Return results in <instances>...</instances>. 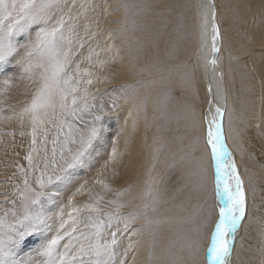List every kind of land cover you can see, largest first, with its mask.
I'll use <instances>...</instances> for the list:
<instances>
[{"label": "snow or ice", "instance_id": "obj_1", "mask_svg": "<svg viewBox=\"0 0 264 264\" xmlns=\"http://www.w3.org/2000/svg\"><path fill=\"white\" fill-rule=\"evenodd\" d=\"M117 13L119 19H107ZM148 15L153 22L163 17L168 32L164 56L158 50L153 55V41L140 35L150 30L144 23ZM102 22L118 26L105 31ZM160 39L158 34L155 43ZM225 42L215 0L163 8L149 0H115L114 6L113 0H0V97L16 80L24 82L26 97L18 111L9 105L7 116L0 100V122L15 120L19 135L30 136L27 166L17 164L21 183L0 194L11 205L0 211V264H129L130 254L136 264L141 252L140 264H236V242L249 219V205L228 143H236L242 132L223 68ZM126 57L136 79L102 91L100 85L111 82L106 70ZM239 58L229 52L230 61ZM7 66L15 74L8 75ZM105 95L109 100L97 104ZM171 100L179 110L169 114ZM112 113H126L125 124L131 119L133 131L137 121L144 122L150 160L135 190L132 184L113 189L108 182L110 168L114 177L123 157L131 156L119 150L106 129ZM172 120L184 124L179 136L165 135ZM106 143L110 150L102 152ZM102 155L106 158L96 178L67 195L78 171L92 170ZM132 164L129 160L127 166ZM178 169L181 174L172 183L179 187L169 196L167 178ZM96 186L103 194L94 192ZM185 191L186 200L174 204L176 194ZM111 193L115 196L106 198ZM85 195L89 202L79 206L77 196ZM260 235L264 264V229ZM37 241L39 247L30 249Z\"/></svg>", "mask_w": 264, "mask_h": 264}, {"label": "rangeland", "instance_id": "obj_2", "mask_svg": "<svg viewBox=\"0 0 264 264\" xmlns=\"http://www.w3.org/2000/svg\"><path fill=\"white\" fill-rule=\"evenodd\" d=\"M181 1H184V0H149V2L158 4L161 8H163L165 5H168V4L183 3ZM222 1L225 2L226 0H222ZM232 1H233L232 3L233 9L231 7V9L225 10L224 5L222 9L224 13V19H222V24L224 26V29H227V31L230 30L228 32L225 31L228 34V35L226 34V39L228 41V44L226 45L227 47L226 51L224 50L223 52L225 54L224 57L226 56L224 67L226 64H229L233 68L235 64L236 69L238 68L237 70L233 68L234 71L230 68L231 77L233 78V82L231 83L232 87L231 85H229V87L232 90L233 101L237 102L236 107L240 109L242 114L245 113L246 115H248V112H245L246 106L250 104L253 105V103L256 102L255 99H257V92L255 90L256 88L253 87L254 80L249 75L250 74L248 70L249 63L251 64V62H254V64L256 65V62H258L257 68L260 70L261 74L263 75L262 78L264 80V0H232ZM89 2L102 4L104 0H77V3L87 4ZM177 12L178 10H174L173 15H176ZM147 17H148L147 19L149 20V22L146 23L144 21V23L149 27L150 30L140 35L145 40L151 39L153 41V44L150 47V50L153 52V55L157 54V50H158V54L161 56H164L166 55V48H165L164 41L168 39V32L163 28V25H162L163 17H156L155 22H153V17L151 15H148ZM107 19L114 20L113 17H110V18L107 17ZM115 25L114 24H104L102 22V28L105 31L108 28H115L118 26V25L116 26ZM158 34H161V39L159 40V43L157 44L155 43V41L157 39ZM227 36H229V38H227ZM230 37H232L231 38L232 40L230 39ZM101 39H103V37ZM229 44H234L236 48L232 49ZM228 48H231V49H228ZM234 51L235 53H233V55L237 54L240 58L239 60L230 61L229 52L232 53ZM133 55H136V53L133 52ZM183 58L185 59V56L181 55L180 59L183 60ZM144 59H145L144 54L141 53L140 54V65L143 64ZM253 59L256 61H253ZM248 60H251V61H248ZM7 67H8V75L15 74L13 66H7ZM125 73H129L130 75L133 74L130 71H125L120 61H118L116 65L108 68L106 70L105 75L111 82L100 85L101 90L104 91L106 89L116 88L121 84L131 83L136 79L135 75L132 78L120 79V76L122 77L123 75L124 77L127 76L125 75ZM202 78H203V75L201 73L199 76V85H198L201 97H203L204 95V85L202 82ZM12 88L10 89L11 91L9 90L5 94V96H3L4 98L0 97L2 98V100L5 101L4 103L5 111L3 113V115L5 116L12 114L10 111L7 110L9 105L13 103L12 105H15L18 111L19 108L22 106L23 101L26 99L25 95L23 94L24 82L16 80L14 81ZM262 92L264 93V88H262ZM19 95L22 96V100L19 98ZM109 95L112 97H115L116 95H118V93H109ZM109 95H105L102 98H98L96 103L102 104L105 101H108ZM172 95L173 97L178 95V88L177 90L173 91ZM108 107H111L110 103L108 104ZM178 110H179V106L175 104V101L174 100L169 101L168 103L169 114H172L173 112H176ZM152 115H153V112H152V107L150 104L149 105V118H151ZM126 117H127L126 113H123V114L112 113L109 115V119L106 124V129L111 132L112 140L118 141V148L120 149H121L120 147L121 146L120 145L121 135L120 134H122L123 130H126V127H127V124H125V121H124ZM246 121H247V124L245 127V131L242 132V136H244V146H245L244 149L246 150L245 154L247 158L246 161L247 160L249 161L248 165L250 168L249 170L250 180H248L246 171L245 169H243L242 166H241V175L245 181V186L246 185L248 186L246 187L248 189L247 194H249V192L252 191L250 192V194H252V197H253L252 201L254 202L252 204H253L254 210H252V223L250 224V226H248V228L245 229L244 236L242 235L243 238L241 241L242 243L241 246L243 247L240 246L239 248V252H238L239 255L236 258V264H240V261H243L244 264H260L261 255L259 254L258 249H260L261 247V240H262L260 232L262 229H264V168L260 167V162L264 161V157L260 155L261 152L264 151V119L262 122V127L260 128V131H258L255 128L254 121H252L253 124L251 123V121L249 122L248 120ZM136 126H139V130L138 132H136L137 136L144 137L143 120L137 121ZM167 127H168V131L165 133L166 136H169V137L172 135L179 136L180 131L184 127V124L182 121L177 122L176 120H172L167 125ZM243 127L244 125H242V129ZM154 130L155 128L153 127V129L147 133L149 138H151L152 132ZM25 131H30V129L26 128ZM13 132L16 133L15 136L3 134V133H13ZM19 132H20V127H19V124L15 122V120H13L12 122H7V121L0 122V194L6 191L11 193L14 190V186L16 184L21 183L22 177L20 176L19 170L17 168V164L24 165L25 167L27 166V161L24 160V156L29 151L30 136L26 135V136L21 137L19 135ZM49 147H51V145H49ZM107 150H110L109 143H106L104 146V149H102L101 151L104 152ZM145 154H146L145 158H147L148 151H146ZM105 158L106 156L102 155L99 162L90 171L89 170L78 171L76 178H75V183L68 190L67 195H71V193L75 191V188L78 187L79 184L83 183L85 180H88L89 182L93 181L94 178H96L97 172L100 170L101 165L103 164V161ZM160 166L161 167H158L157 169L158 172L163 169V164H161ZM13 173H15V175H13ZM180 174H181V170L178 169L170 177L167 178L166 186L169 189V192H168L169 196H171L173 192H175L176 188L179 187L178 184H173L172 182L175 181L180 176ZM255 174H258L260 178L262 179H258V176ZM9 177H11V180H8ZM260 180L261 181L263 180V184L261 186L262 193L259 195L258 189L260 185L258 181L261 182ZM117 182L124 183L123 178L118 179ZM129 184H134L133 190L136 189L134 181L132 182L127 181L125 184L118 185L119 188L116 185H113L111 182V186L113 189H125L128 187ZM85 191L87 192V189H85ZM94 192H100L101 194H103L102 189L99 186L95 187ZM187 195H188L187 191L176 194L173 203L178 205V203H181L182 201L186 200ZM114 196H115V193H111L106 198H111ZM120 199L122 200L127 199V196L121 197ZM76 200L78 202V205L82 206L83 203L89 202L90 197L87 195L77 196ZM193 203H195V201H193ZM259 204L262 205L263 207L262 209H260L261 206ZM61 206H63V204H61ZM210 206H211V203L209 201V207ZM10 207L11 205L3 203L2 195H0V211H2L3 208H10ZM169 207L171 206L169 205ZM71 210L72 209L69 207L65 209V212L67 213V212H70ZM124 211H128V209H124ZM65 219H68L67 215H65ZM207 230L204 233L206 237H208ZM127 242H128L127 237L122 238L121 240L122 247H126ZM204 243L206 246V241ZM39 245H40V241H37L36 243L30 245V249L39 247ZM250 245L252 246L251 251L248 250ZM120 250L122 251V248ZM137 259L138 260L136 264H139L140 261L143 259V252L137 254ZM129 264H132L131 254L129 255Z\"/></svg>", "mask_w": 264, "mask_h": 264}, {"label": "bare ground", "instance_id": "obj_3", "mask_svg": "<svg viewBox=\"0 0 264 264\" xmlns=\"http://www.w3.org/2000/svg\"><path fill=\"white\" fill-rule=\"evenodd\" d=\"M181 2L184 3V2H187V1L184 0V1H181ZM215 2L217 4V8H218V11H219V20L221 22L222 28H223V30H225L226 32H228L230 30L227 31V29H224V26L222 24V19H224V13H223V10L222 9H223V5H224L225 10L231 9L233 1L232 0H226L225 2H223L222 0H215ZM114 3H115V0H113V6H114ZM232 9H233V7H232ZM120 15H121L120 13H117L116 15L111 16V17H113L114 20H115V19L119 18ZM108 18H110V17H108ZM147 18H148L147 16L144 18V21L146 23L149 22V20ZM249 35H251V34H249ZM227 38H229V36H227ZM231 38L232 37H230V39ZM227 44H228V41L226 39V42H225V51L227 49V47H226ZM229 45H230V47L232 49H235L236 48V46L234 44H229ZM231 48H228V49H231ZM233 53H235V51L232 52V54ZM224 55L225 54L222 53V57H223V67H224V64H225V61H226V58H225L226 56L224 57ZM235 55H237V54H235ZM254 59H253V61H256ZM130 60H131V57H126L125 60H124V62L122 63L125 71H129V61ZM248 61H251V60H248ZM257 65H258V62H256V65L254 64V62H251V64L250 63L248 64V70H249V73H250L249 75H250V77L252 79L254 77V79H253L254 80L253 87L256 88L255 90L257 92V99H255L256 102H254L253 105L250 104V105H247L246 106L245 109L247 111L245 110V112H248V115H246L245 113L242 114L241 111H240V109L237 107V116H238V119H239V122H240L239 123V127L241 129V132H244L245 131V127H246V124H247V121L246 120H248V122L251 121V123H252V121H254L255 128L258 131H260V128L262 127V122H263V119H264V117H263V115H264L263 114L264 113V111H263V109H264L263 108V106H264V93L262 92V86H261V81L263 80V78H262L263 75L261 74L260 70L257 68L258 67ZM230 68L233 71H234V69L237 70L238 68L236 69L235 64L233 66L234 69L229 64H226L225 67H224V71H225V74H226V82H227V86H228V89H229V94L231 96L230 104H232V102H233V99H232V90L230 89L229 85H231V83L233 82V78L231 77ZM125 75H127V76L126 77H124V75H123V77L120 76V79L132 78L134 76V74H131L130 75L129 73H125ZM202 82H203V85L205 86V84H206V78L203 77L202 78ZM231 87H232V85H231ZM12 89H14V88H12ZM19 98L22 100V96L21 95H19ZM0 100H2V98H0ZM11 103H12V101H11ZM242 125H244L243 129H242ZM138 130H139V126H136V124H135V130L133 131V121L131 119H128L126 130H123L122 134H120L121 135L120 136L121 137L120 138V145H121L120 147H121V149L120 148L119 149H120L121 152H130L131 153V156H125V157H123V165H117L116 166L115 173H117V174L114 177H113V174H112V169L110 168V170H109V181L108 182L109 183L112 182V184L113 185H116L117 187H118V185L125 184L127 181H131V182L134 181L135 182V186L138 187L137 182L138 181H142L144 179V177H145V172H144L145 161L146 160H150V157H149V154H147L148 157L145 158V155H146L145 153L147 151V147H146L147 142L143 139V137L137 136L136 132H138ZM126 140L128 141V144L127 145L125 144V141ZM228 143H229V147L233 149V155H234V157L236 159V162H237L238 167L240 168V171H241V166H242L243 169H245V171H246L248 180H250V173H249L250 168H249V165H248V162L249 161L248 160L246 161V159H247L246 158V154H245L246 153V150L244 149L245 148V146H244V136H241V138L238 141H236V143H234L233 140H231V139L229 140ZM142 147H143V150H141ZM129 160L133 161V164H132L131 167L127 166ZM255 175L258 176V179H262V178H260V176L258 174H255ZM120 178H123V182L124 183L117 182L118 179H120ZM258 183L260 185V187L258 189L259 190V195H260L262 193L261 186L263 184V180L261 182L258 181ZM132 185L134 187V184H132ZM169 187H170V185H169ZM246 187H248V186L246 185ZM207 192L208 193H211V183H209V185H208ZM247 192H248V189H247ZM250 192H252V191H250ZM250 192L248 194L249 219L245 221L244 227L240 230V234H241V232H242V234H241V236L239 234V239L236 242V252L237 253L239 252V248H240V246L242 244L241 241H242V238H243V236L245 234L244 233L245 232V229L248 228V226H250V224L252 223V210H254L252 203L254 201H252L253 200V197H252V194H250ZM251 197H252V199H251ZM210 203H211V201H210ZM178 204H180V203H178ZM260 206H261L260 209H262L263 208L262 205H260ZM184 211H187V210L185 209ZM210 233H211V228L209 227L208 230H207L208 236H210ZM236 258H237V256L234 255V260L235 261H236Z\"/></svg>", "mask_w": 264, "mask_h": 264}]
</instances>
